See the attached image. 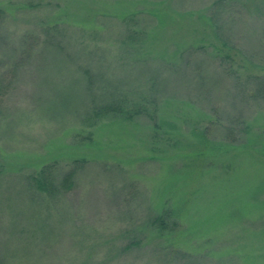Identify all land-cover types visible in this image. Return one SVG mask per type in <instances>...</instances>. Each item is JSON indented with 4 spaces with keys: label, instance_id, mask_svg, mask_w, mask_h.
<instances>
[{
    "label": "rangeland",
    "instance_id": "1",
    "mask_svg": "<svg viewBox=\"0 0 264 264\" xmlns=\"http://www.w3.org/2000/svg\"><path fill=\"white\" fill-rule=\"evenodd\" d=\"M0 10V264H264V0Z\"/></svg>",
    "mask_w": 264,
    "mask_h": 264
},
{
    "label": "trees",
    "instance_id": "2",
    "mask_svg": "<svg viewBox=\"0 0 264 264\" xmlns=\"http://www.w3.org/2000/svg\"><path fill=\"white\" fill-rule=\"evenodd\" d=\"M2 16H3V11L0 10V19L2 18ZM130 17L131 16H129V21H130ZM134 36H137V34H133V37ZM203 81L204 78L199 79V82H203ZM0 88H2L1 83H0ZM143 114H146V107L136 103H133L130 106L129 104H126L125 102L123 103L122 101L118 100L117 102L109 103L100 107H95L94 109H92L90 115H87V117L92 118L93 122L90 123H94L95 121L103 118L131 121L132 119ZM88 120L91 121V119ZM223 130L224 133H226V135H229L228 137L232 135L231 128L223 127ZM73 176H74V172L70 171L69 173L65 174V176L62 177L60 183H56L50 169L45 168L42 171H40V174H38L37 177L30 176L29 180L30 182H32L31 185L34 192H36L37 194H47L48 196L50 195V197L51 196L54 197L56 193L60 191H62L63 193L65 191H69L70 189H72ZM155 221L158 222L159 227L163 229V227L165 226L164 218L157 217ZM128 248L129 247L127 245L124 247L125 250H127ZM185 256L187 255H184L183 257Z\"/></svg>",
    "mask_w": 264,
    "mask_h": 264
}]
</instances>
